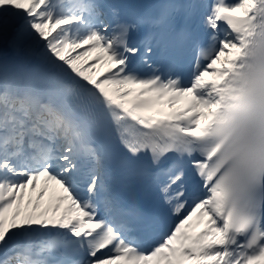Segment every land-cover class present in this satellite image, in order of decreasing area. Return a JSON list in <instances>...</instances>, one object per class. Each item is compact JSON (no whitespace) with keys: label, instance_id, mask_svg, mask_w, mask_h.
<instances>
[{"label":"snow or ice","instance_id":"1","mask_svg":"<svg viewBox=\"0 0 264 264\" xmlns=\"http://www.w3.org/2000/svg\"><path fill=\"white\" fill-rule=\"evenodd\" d=\"M0 264H264V0H0Z\"/></svg>","mask_w":264,"mask_h":264},{"label":"bare ground","instance_id":"2","mask_svg":"<svg viewBox=\"0 0 264 264\" xmlns=\"http://www.w3.org/2000/svg\"><path fill=\"white\" fill-rule=\"evenodd\" d=\"M11 55V54H10Z\"/></svg>","mask_w":264,"mask_h":264}]
</instances>
